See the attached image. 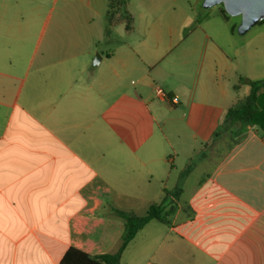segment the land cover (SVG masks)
<instances>
[{"label": "crops", "instance_id": "crops-1", "mask_svg": "<svg viewBox=\"0 0 264 264\" xmlns=\"http://www.w3.org/2000/svg\"><path fill=\"white\" fill-rule=\"evenodd\" d=\"M89 7L47 15L33 43L0 11V264L113 254L118 211L165 192L168 222L146 223L120 264H264V132L213 137L249 92L239 79L261 80L206 30L226 17L129 12L127 31Z\"/></svg>", "mask_w": 264, "mask_h": 264}, {"label": "rangeland", "instance_id": "rangeland-1", "mask_svg": "<svg viewBox=\"0 0 264 264\" xmlns=\"http://www.w3.org/2000/svg\"><path fill=\"white\" fill-rule=\"evenodd\" d=\"M121 2L122 0H0V11H8L5 18L9 22L12 21L14 27L18 22L25 23L26 40L33 43L39 26L47 15H56L58 12L68 9L86 10L90 6L91 10L100 13L106 12V10L108 12L111 9L112 17H107V12L105 15L107 25L110 21H117L119 15L123 17L129 12H133L137 16L140 12H147L152 17L158 16L169 24L177 25L183 18L187 17L188 19L192 14L204 15L213 12L217 15V12L223 8L220 4L203 7V1L200 0H130L126 5ZM225 17L226 20L219 16L215 17V21L211 20L209 27L205 28L213 42L227 51L244 73L264 80V22H259L245 33L240 34L238 32L240 17L228 14ZM187 32L185 30V35ZM118 39L117 31H115L111 39L113 44ZM104 48H108V45H101L99 50ZM187 195V193L181 194L180 199H185ZM143 213L140 212L139 215H143ZM153 223L156 224L155 221Z\"/></svg>", "mask_w": 264, "mask_h": 264}, {"label": "trees", "instance_id": "trees-1", "mask_svg": "<svg viewBox=\"0 0 264 264\" xmlns=\"http://www.w3.org/2000/svg\"><path fill=\"white\" fill-rule=\"evenodd\" d=\"M127 0H122L125 4ZM112 8V6H111ZM221 12L226 16L225 10ZM112 10H108L107 17H112ZM125 20V29H131L132 18L129 14L123 16ZM115 22V21H114ZM114 22H109L111 25ZM264 22V21H261ZM248 84L250 89L247 95L237 99L227 110L225 117L221 123V127L215 131L213 137L219 135L222 129H228L236 125L242 126L241 130L236 132L240 135L246 126H257L264 132V80H248L241 77L239 84ZM176 194L165 192L161 202L151 203L145 213L141 216L118 211V215L123 219V232L121 235V245L117 252L113 254H103L100 256H90L87 253L70 247L64 253L59 264H120V255L127 244L133 239L136 233L149 221L154 220L160 223H167V216L173 212V207L165 210V199L168 196Z\"/></svg>", "mask_w": 264, "mask_h": 264}, {"label": "water", "instance_id": "water-1", "mask_svg": "<svg viewBox=\"0 0 264 264\" xmlns=\"http://www.w3.org/2000/svg\"><path fill=\"white\" fill-rule=\"evenodd\" d=\"M220 4L228 15L239 16L240 34L248 31L255 24L264 21V0H203V7ZM99 60L100 56L96 55Z\"/></svg>", "mask_w": 264, "mask_h": 264}, {"label": "built area", "instance_id": "built-area-1", "mask_svg": "<svg viewBox=\"0 0 264 264\" xmlns=\"http://www.w3.org/2000/svg\"><path fill=\"white\" fill-rule=\"evenodd\" d=\"M155 92L157 95L163 97V98H168L167 96H165L164 92L161 90L160 87H155ZM172 103H176V99L175 98H168Z\"/></svg>", "mask_w": 264, "mask_h": 264}]
</instances>
